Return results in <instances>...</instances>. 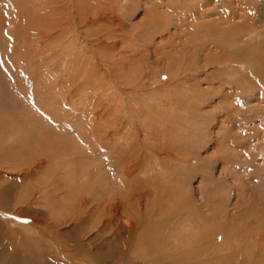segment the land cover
<instances>
[{"label":"rangeland","instance_id":"1","mask_svg":"<svg viewBox=\"0 0 264 264\" xmlns=\"http://www.w3.org/2000/svg\"><path fill=\"white\" fill-rule=\"evenodd\" d=\"M72 1L123 29L95 48L66 0H0V264H264V0ZM48 152L61 177L23 175ZM67 187L127 229L63 221Z\"/></svg>","mask_w":264,"mask_h":264},{"label":"bare ground","instance_id":"2","mask_svg":"<svg viewBox=\"0 0 264 264\" xmlns=\"http://www.w3.org/2000/svg\"><path fill=\"white\" fill-rule=\"evenodd\" d=\"M64 1V0H63ZM60 2H61V0H60ZM72 0H66V2H64V3H62L61 4V8L63 9H66V10H75L74 12H75V14H76V18H77V20H79L80 22H81V24H82V26H92V25H94V24H97L98 26V28L95 30V31H93V32H89V30H88V32H86L85 34H86V37H87V40L89 41V42H92L91 44L96 48V47H102V46H105V44H106V41L108 40V39H113L115 36V34H117V32L118 31H120V30H122L123 29V27H124V24H123V22L120 20V18H119V15H117V14H113L114 12V8H112V7H109L110 9H106V11L107 12H104L103 10H99L98 8L99 7H97L95 10H93L92 8L90 9L91 11H93L91 14H90V16L89 17H87V18H85L84 20H80V18L77 16V9H76V6H77V3L76 2H73ZM119 3V2H118ZM48 5V4H47ZM122 5V4H121ZM49 6V5H48ZM52 6H50V8H51ZM49 8V9H50ZM60 8V9H61ZM68 8H70V9H68ZM101 8V7H100ZM98 9V10H97ZM102 9H105V8H103L102 7ZM103 11V12H102ZM73 13V12H72ZM56 14V13H55ZM75 16V15H74ZM67 18H69V17H67ZM75 20V19H74ZM201 23H202V21H201ZM204 23H206V22H204ZM203 23V24H204ZM208 23V22H207ZM68 25V24H67ZM102 25H104V27L107 25V28L108 29H110V31H108L107 30V28L105 27V29L106 30H104V29H102L101 28V26ZM204 26V25H203ZM211 26V25H210ZM213 27H214V25H213ZM216 27H217V25H216ZM247 27V26H246ZM62 28V27H61ZM218 28V27H217ZM245 28V27H244ZM247 29V28H246ZM62 30H63V28H62ZM65 30V29H64ZM64 30H63V33H64ZM92 31V30H91ZM193 31V30H192ZM251 32V31H250ZM114 33V34H113ZM260 34V32H255V34H253V36H251L250 38H255L256 36H257V34ZM113 34V35H112ZM196 35H197V33H195ZM249 34V33H248ZM252 35V34H251ZM198 36V35H197ZM200 36V35H199ZM194 37V36H193ZM211 37V36H210ZM189 39H187V41H188ZM195 40V39H194ZM88 41H87V43H88ZM80 42V41H79ZM86 43V44H87ZM184 43V42H183ZM71 45V44H70ZM182 45V44H181ZM201 45H202V43H201ZM89 46V45H88ZM89 47H91V46H89ZM182 47H183V45H182ZM196 47V46H195ZM203 47V46H202ZM181 48V47H180ZM184 48V47H183ZM68 49V48H67ZM72 49V48H71ZM182 49V48H181ZM181 49H179V50H177V52H181ZM198 49H199V47H198ZM203 49H204V47H203ZM63 51V50H62ZM205 52V51H204ZM95 53V52H94ZM186 53V52H185ZM206 55V54H205ZM88 56V55H87ZM85 57V56H84ZM206 57H204V59H205ZM197 61V60H196ZM205 61H207V60H205ZM246 63V62H245ZM248 64V63H247ZM61 65V64H60ZM67 66V65H66ZM74 66V65H73ZM197 66V65H196ZM66 69V68H65ZM72 70V69H71ZM170 72V71H169ZM177 72V71H176ZM175 73V72H174ZM169 76V75H168ZM173 76V75H172ZM171 77V76H170ZM96 83V82H95ZM141 84V83H140ZM99 87V86H98ZM102 89V88H101ZM100 89V90H101ZM96 90H98V89H96ZM99 91V90H98ZM102 91H104V89L102 90ZM154 115V114H153ZM22 127V126H21ZM148 128V127H147ZM147 132V131H146ZM142 133V132H141ZM151 133V132H150ZM141 135V134H140ZM144 136V135H143ZM13 138V137H12ZM146 143V142H145ZM13 144V143H12ZM10 147H11V145H10ZM12 148V147H11ZM1 154V153H0ZM3 154V153H2ZM18 154V153H17ZM50 152H48L47 153V155H46V158H47V160L46 161H41V159H39V160H33V159H35V158H29L30 159V161L28 162L29 164V166L28 167H26L23 163V165H24V167H26V169H24L23 170V175L25 174V176H27V178H29V176H30V174H31V171L32 170H35V169H39V168H41V167H43V166H51L52 167V169H53V171H52V173H51V176H50V178H53V177H57V176H59V177H61L62 176V169H63V166H65V164L66 163H64L63 165L62 164H58V163H60V160L59 159H56V164L57 165H59V168H57L53 163H54V161H55V158L56 157H52V158H50L49 156L50 155H52V154H50ZM35 155V154H34ZM64 155H66V156H68V154L65 152L64 153ZM63 155V156H64ZM44 156V155H43ZM53 156V155H52ZM29 157V156H28ZM5 158V157H4ZM71 159H73V158H71ZM9 160V159H8ZM11 161V160H10ZM9 161V162H10ZM132 161V160H131ZM24 162V161H23ZM62 162V161H61ZM66 162V161H65ZM17 163V162H16ZM42 164H45V165H43L42 166ZM132 166V164L130 163V164H128V166H126L125 168H124V173H126V171L130 168ZM28 170H29V172H28ZM129 171V170H128ZM21 172V171H20ZM33 172V171H32ZM89 174V173H88ZM92 174H94V173H92ZM19 175H21V173L19 174ZM87 175V174H86ZM90 175V174H89ZM58 177V178H59ZM93 177V176H92ZM49 178V179H50ZM82 178V177H81ZM80 178V179H81ZM94 178V177H93ZM79 179V178H78ZM85 179V178H84ZM65 182H68V181H70L69 179H68V177H64V179H63ZM48 181V180H47ZM53 181L51 180V181H48V183L47 184H45L44 182H39V183H36V184H34L36 187L34 188V187H32L33 188V190H32V195H31V198L33 199H35V198H37V197H39V198H37V199H42V200H44L45 202H46V204H47V206H49V208L50 209H53L52 208V206L51 205H49V202H50V204H51V201H55L54 199H57V198H49V196H50V193L52 192V189H54V190H57L58 189V187L57 186H53V187H51L50 185H51V183H52ZM60 183V182H59ZM33 185V186H34ZM83 186H84V184H83ZM101 187V186H100ZM68 188V187H67ZM70 188V187H69ZM69 188L66 190V192L67 193H69L70 195H72V197H73V200L74 201H76L77 199H80L78 202H77V205H76V208L78 209V210H80L81 209V215H79V212L77 213V212H75L74 214H72V212H70L69 213V215H68V218H66V219H64L63 221H70V222H72V224H74L75 222H78L79 224H81L82 222H81V220H85V221H95V219H96V217H99L100 218V223L101 224H106L107 223V225L108 224H111L112 226H113V228L115 229V231H122V230H125V229H127V226L125 225L126 223L125 222H123L122 220H121V218H120V216H117V215H115L113 212H115L116 211V206L115 205H117V202H114V204H110V203H107V202H104V200H102L101 201V205H103V207H104V209H105V207L106 206H108V208L110 209H108L109 211H111V212H107V211H97V208H96V206H95V204L94 205H92L91 207L90 206H88L89 205V203H90V201L92 200V202H93V195L95 194V192L93 191V192H91L90 193V195H88V193L89 192H86V193H84L85 195H81V194H79L78 192L75 194V191H77L76 190V188H74V189H72V192L69 190ZM83 189H86V188H83ZM133 189V188H132ZM75 190V191H74ZM88 190V189H87ZM23 191V190H22ZM36 191H40V192H38L37 194H36ZM47 191H50V192H48L47 193ZM89 191H90V189H89ZM136 192V191H135ZM55 193V192H54ZM63 193V192H62ZM139 193V192H138ZM59 194V193H58ZM41 195H44V196H41ZM78 195V196H77ZM88 195V196H87ZM103 195V194H102ZM53 196V195H52ZM56 196H58V195H56ZM131 196H132V198H135L137 201H139L138 199L139 198H137V196L135 195V196H133V194H131ZM140 196V195H139ZM146 196V195H145ZM43 197H44V199H43ZM46 197V198H45ZM59 197V196H58ZM88 197V199H86ZM122 198V197H121ZM121 198L119 197V198H116L117 200H115V201H118V202H123L124 200L122 199L121 200ZM144 198V197H143ZM61 200H63L64 199V197L63 196H61V198H60ZM69 199V205L70 204H72L74 201L71 199V198H68ZM133 200V199H132ZM58 201H60L59 199L57 200V203H58ZM68 201V200H67ZM71 201V202H70ZM135 201V200H134ZM91 202V203H92ZM125 203H127V202H125ZM65 204L66 205H68V202H65ZM122 204V203H121ZM123 205V204H122ZM127 205V204H126ZM147 205V204H146ZM121 206V205H120ZM115 207V208H114ZM139 207V206H138ZM67 208V207H66ZM65 208V209H66ZM130 209V208H129ZM57 211H59V210H57ZM60 211H62V210H60ZM118 212V211H117ZM133 212H134V210H133ZM101 216H100V215ZM131 214V213H130ZM125 216V215H124ZM130 220V219H129ZM130 223V222H129ZM136 223V222H135ZM56 224H58V223H56ZM26 227V226H25ZM23 228V227H22ZM27 228V227H26ZM95 230V229H94ZM90 230L86 233L88 236H90V235H92V234H90ZM53 238V237H52ZM183 241V240H182ZM181 242V241H180ZM58 243V242H57ZM56 244V243H55ZM184 245V244H183ZM181 247V246H180ZM165 250V249H164ZM167 251V250H166ZM169 251V250H168ZM179 252H181V251H179ZM182 253V252H181ZM172 256V255H171ZM87 259H86V261H87V263H91V264H99V261L96 259V256H94V257H86ZM100 258H102V256H100ZM196 260H195V263H199V258H195ZM173 263H170V264H174V261H172ZM185 263V262H184ZM187 264H189V263H187ZM191 264H193V263H191Z\"/></svg>","mask_w":264,"mask_h":264}]
</instances>
